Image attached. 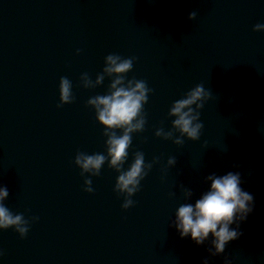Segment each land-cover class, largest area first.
<instances>
[{"label":"water","instance_id":"obj_1","mask_svg":"<svg viewBox=\"0 0 264 264\" xmlns=\"http://www.w3.org/2000/svg\"><path fill=\"white\" fill-rule=\"evenodd\" d=\"M257 23L264 0H0V186L9 191L5 204L30 221L24 238L0 231V264H224L225 256L264 264V32L253 30ZM112 53L134 58L125 83L142 79L150 89L144 128L132 134L121 171L137 152L151 169L131 197L114 191L120 173L108 160L90 177L92 193L84 190L90 174L74 163L78 152L107 156L108 137L88 100L110 91L115 77L104 68ZM62 77L74 100L58 107ZM198 84L211 94L200 109L204 128L199 140L185 136L178 145L170 109ZM161 129L171 136L157 135ZM229 171L240 173L254 206L239 238L213 257L211 239L197 246L180 238L175 213L207 191L208 175ZM126 198L134 204L125 210Z\"/></svg>","mask_w":264,"mask_h":264},{"label":"clouds","instance_id":"obj_2","mask_svg":"<svg viewBox=\"0 0 264 264\" xmlns=\"http://www.w3.org/2000/svg\"><path fill=\"white\" fill-rule=\"evenodd\" d=\"M196 15V12L190 13L189 19H194ZM253 30L264 32V23H257ZM133 59L123 58L115 53L107 55L104 72L115 77L110 85V91L88 100V104L95 109L97 121L104 127L105 135L108 137L107 156L104 153L78 152L75 157L74 163L80 169L81 175L90 174L84 181V190L88 193L93 192L90 177L99 176L106 160L110 168L120 173L114 191L126 193L127 197L140 191L141 181L148 175L147 170L151 169V164L145 165L143 152H137L127 170L121 171L128 159L132 134L144 128L143 108L150 91L147 82L142 79H132L125 83L127 73L133 68ZM103 78V75H99L95 83L100 84ZM81 81L84 87L92 84L87 73L82 74ZM72 87V82L67 77L61 78L58 107L73 102ZM210 97V92L202 84H198L186 96L174 102L170 115L175 117L173 126L181 134L180 138L176 139V144H183L185 136L193 141L200 139L204 128L203 122L200 121V109ZM118 131L121 134H118ZM162 134H164L162 129L157 132V135ZM164 135L167 138L171 133ZM175 162V157L169 158V165ZM206 179L210 183L207 191L195 203H184L176 209L174 227L181 239L190 238L197 246H202L211 239V248L208 251L209 255L214 257L223 255L226 246L242 234L239 225L253 211L254 197L242 188L239 172L229 171L223 175L212 173ZM185 195L190 198L191 190H186ZM8 196L7 186H0V231L13 229L24 238L29 232L30 221L23 213L12 212L5 204ZM133 204V200L126 198L122 208L129 209ZM38 219L32 217L31 222ZM3 255V250L0 249V257ZM203 264H209L207 258ZM224 264H231V260L226 256Z\"/></svg>","mask_w":264,"mask_h":264}]
</instances>
